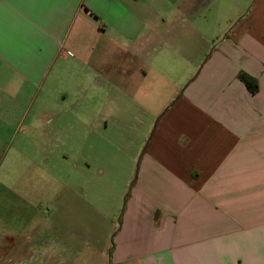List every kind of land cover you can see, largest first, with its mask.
<instances>
[{"label": "crops", "instance_id": "obj_1", "mask_svg": "<svg viewBox=\"0 0 264 264\" xmlns=\"http://www.w3.org/2000/svg\"><path fill=\"white\" fill-rule=\"evenodd\" d=\"M25 122L43 150L132 130L113 264H264V0H0V153ZM5 239L0 264L37 262Z\"/></svg>", "mask_w": 264, "mask_h": 264}, {"label": "rangeland", "instance_id": "obj_2", "mask_svg": "<svg viewBox=\"0 0 264 264\" xmlns=\"http://www.w3.org/2000/svg\"><path fill=\"white\" fill-rule=\"evenodd\" d=\"M27 127L25 122L19 129L7 128L1 144L0 182L8 190L0 192V200L10 202L0 207V233L7 234L2 244L23 243L29 249L38 245L34 264L46 262L49 254L54 264H113L111 250L102 249L112 243L128 197V185L123 183L128 171L134 173L136 168V159L128 157L132 130L110 128L101 143L89 133L90 127L86 133L82 126L56 128L54 140L43 150ZM65 214L67 232L54 228L56 216ZM77 225L85 231L72 232ZM54 241L57 250H47ZM20 264L31 261L24 256Z\"/></svg>", "mask_w": 264, "mask_h": 264}, {"label": "trees", "instance_id": "obj_3", "mask_svg": "<svg viewBox=\"0 0 264 264\" xmlns=\"http://www.w3.org/2000/svg\"><path fill=\"white\" fill-rule=\"evenodd\" d=\"M238 77L241 79V81H243V83L246 85V87L251 92H256L257 91V89H258L257 82L251 76L247 75L244 72H240Z\"/></svg>", "mask_w": 264, "mask_h": 264}]
</instances>
